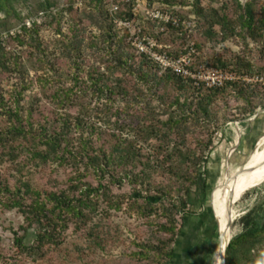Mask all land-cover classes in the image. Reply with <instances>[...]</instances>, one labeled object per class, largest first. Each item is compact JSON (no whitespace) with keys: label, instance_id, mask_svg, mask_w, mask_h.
<instances>
[{"label":"trees","instance_id":"obj_1","mask_svg":"<svg viewBox=\"0 0 264 264\" xmlns=\"http://www.w3.org/2000/svg\"><path fill=\"white\" fill-rule=\"evenodd\" d=\"M24 1L0 0V74H14L19 83L14 96L10 97L11 104L15 101L13 105L6 107L0 94V115L5 116L7 123H0V142L9 141L13 145L20 140L18 145H13L15 148L11 147L14 149L11 156L22 150L27 161L38 160L43 164L55 161L68 164L78 172L83 168V173L73 176L64 188L43 192L32 188L27 181L12 190L8 183L3 186L5 200L2 204L8 209H17L26 222L21 235L14 233L18 253L42 257L46 247L49 249L51 245L62 243L63 233L71 225L75 229L86 228L90 214L98 206V200L94 199L99 196L109 208L119 210L126 199H130L128 210L133 208L145 217L157 216L153 218L157 235L153 242L140 245L143 249L139 254H150V264H170L182 232V221L185 216L193 215V207L199 200L198 191L195 193L192 187L199 184L200 175L205 172L207 154L213 147L212 135L207 134L205 139L202 135L196 137L198 129L208 127L217 119L219 100L224 107L238 100L244 103L242 119L252 116L258 107L264 108V86L229 82L221 87H206L170 70H162L148 56L137 52L128 39V28L118 23L137 22L140 33L161 44L169 56H178L194 47L195 65L251 72L252 65L242 57H236L234 63L223 61L221 57L211 58V62L202 59L205 52L196 37L199 18L208 24L206 32L210 37L214 35L212 28L216 25L221 33H237V20L232 22L214 8L206 10L200 0H195L194 17L173 9L172 5L176 3L173 0H163L170 5L159 8L182 21L191 22L189 30L149 19L139 23L140 14L135 13L137 0H114L111 7L110 0H74L62 7L53 0H38L30 7V18L22 15L21 9L26 6ZM155 1L147 0L146 7H153ZM241 9L239 23L242 29L248 37L264 46V8L256 15L253 3L249 1ZM64 13H69L70 19L63 21ZM39 16L45 18L41 23L37 22ZM83 18L99 28L100 34L93 38L85 35L87 27L82 23ZM44 26H51L57 34L54 52L45 47L41 39L40 29ZM86 38L88 42H85ZM28 47L33 50L29 54H37L41 62L45 63L48 57L47 48L52 56L53 64L47 75L37 79L42 84L41 94L51 99L47 108H41L37 93L34 99L31 95L33 80H29L28 66L21 57V49ZM84 47L96 48L99 56L104 55L102 61L106 66L103 71L100 66L93 68L92 65L83 70L78 59H83ZM59 59L73 66L70 87L63 84L65 75L56 72ZM84 74L87 81L81 80ZM129 84L133 86L129 87ZM85 92L98 100L97 118L104 112L109 113L102 126L84 125L78 113L72 112L73 96ZM146 98L156 101L158 107L149 103L141 107L140 103ZM118 100L123 104L115 109ZM130 106L134 108L129 121H123L124 112ZM159 107H163L167 115L164 120L158 117ZM113 116L114 121L111 120ZM109 122L119 130L111 128ZM96 138L101 139L100 146L96 145ZM149 138H155L159 143L146 152L139 142ZM108 140L111 143L105 149L102 144ZM115 187H129L131 192L114 194L112 189ZM204 197L203 194V204L206 202ZM241 224L242 231L231 238L226 248L225 264H264V260L257 263L255 258L256 249L264 244V214L252 208L242 216ZM31 228H34V236L27 242L26 234Z\"/></svg>","mask_w":264,"mask_h":264},{"label":"rangeland","instance_id":"obj_2","mask_svg":"<svg viewBox=\"0 0 264 264\" xmlns=\"http://www.w3.org/2000/svg\"><path fill=\"white\" fill-rule=\"evenodd\" d=\"M36 1L38 0L24 1L23 4L26 6L21 9L23 16L28 15L29 18L32 17V9L30 7H33ZM53 1L62 7L67 2L72 3L74 0ZM118 1L122 2L125 0ZM173 1H176V3L172 5L173 9L179 11L180 14L184 16H196V14L192 12L195 9V0ZM249 1L253 3L256 15H258L261 8H264V0H200V5L205 7L206 10L214 8L220 12L222 11L232 22L233 20H237L238 25L235 28L237 33L229 34L227 31L221 33L219 26L216 25L212 28L214 35L210 37L206 32L208 24L204 23L203 19L200 18L198 20L199 25L196 24L197 31L195 32L196 37L201 41V48L203 52H205L202 59L211 62L213 58L221 57L223 61L234 63L233 61H235L236 57H242L245 58L246 61H249L252 65V71L248 72L245 69H238L236 72L237 75L240 76L245 74L264 73L263 43L248 37L239 23V14H242L241 7ZM138 2L139 11L142 13L147 0H139ZM113 3H115V1L110 0L109 7H111ZM165 5L170 4L163 0H156L153 4V6L159 7ZM68 19H70V14L64 13L63 21ZM43 20H45L44 16L37 17L38 23H41ZM141 20L147 19L144 16H139V23ZM82 23L87 27L85 35L93 38L94 35L100 34V29L90 24L84 18ZM194 28L196 29V27ZM40 36L45 47L53 51V47L56 46V39H58L54 29L51 26H44L40 29ZM88 41L89 40L86 38L85 42ZM98 44L100 45L99 42ZM85 45L86 44H84V46ZM48 48L46 53L48 57L45 63L41 62L36 57L37 54H29L33 51L32 47L21 49V57L23 61L26 62V66H28V78L29 80H33V84L30 86L32 98L34 99V95H36V93L38 94L41 108L49 107L51 101L50 98L41 94L42 84L40 80H37L38 77H45L47 75L46 72L49 71V66L53 64L51 61L52 56ZM99 54L96 48L84 47L83 59H78L83 70H87L88 65H92L93 68L100 66V70L103 71L102 68L105 69L106 66L105 62L102 61L104 55L99 56ZM30 55L31 57H28ZM59 61L56 72L65 75L63 84L66 87H70L72 74L74 73L73 66H68V64L62 62L61 59H59ZM67 73L69 76H66ZM111 79L113 80L112 77ZM81 80L87 81L85 74L81 76ZM237 84L264 86V83L255 81L247 83L246 81L237 80ZM18 85V79L15 78L14 74H0V94L4 98L3 102L6 107L11 104L10 97L14 96V92L17 90ZM84 85L86 84L84 83ZM132 86V84H129V87ZM29 93L26 92V94ZM86 93L87 92L77 93L73 96L74 103L72 104V112L75 111L78 113L84 125L91 123L95 126H102V124H104L103 120L105 121V119L108 118L109 113L104 112V114L101 115L102 118H97L95 115V107L98 100L94 97L92 98L90 93L89 95ZM118 101L119 102L115 103V109H119V106L123 104L120 100ZM14 102L15 101H13L11 105H13ZM22 103L23 101H21V104ZM146 103H149L152 107H158L157 102L149 98L141 102L140 106L142 107ZM242 104L244 103L237 100L231 102L229 107H224V103L219 100L216 104V107H219L217 119L209 123L208 127L198 129L196 133V137H201L202 135L203 139L206 138L207 134H211L213 137V147L207 154L208 158L205 164V172L201 173V177L199 176V184L196 188L194 186L192 187L195 193L198 191L197 196L199 200L196 202V206L193 207L195 209L193 215L185 216L182 221V232L175 244V254L170 264L213 263L219 252V235L214 222H210L214 230L213 232L211 231L207 237L208 242H210L208 243L209 246H207L206 250L202 253H200L201 248L199 247L197 239L204 236L206 223L209 222L208 215L211 214L214 201L221 192L226 180L232 185L240 182L244 179L245 175L251 171L256 158L264 155V108L258 107L257 111L252 116H247L246 119H242ZM85 108H88V110H85ZM133 108L130 106L129 109L124 112L123 121H129V115L131 111H133ZM163 110V107H159L157 110L158 117L161 120L167 118ZM0 113H2V107H0ZM225 118L226 121L224 120ZM111 120L114 121L115 117L113 116ZM0 121L1 124H7L4 115H0ZM109 125L115 131L119 130L117 126L111 125L110 122ZM215 131H217L216 135ZM122 133L125 136L127 135L126 131H122ZM100 141L101 139H97L96 145L100 146ZM19 142L20 140L12 143L13 145H18ZM110 143V140H108L102 145H104L106 149ZM158 143L159 141L157 139L149 138L139 142V145L144 151L149 152L154 146H157ZM172 143L173 142H171V144ZM13 145H11L9 141L4 143L0 142V190H2L0 192V264L151 263L150 254H139L143 249L140 245L153 242V239L156 237L157 233L153 218L157 216L152 215L145 217L138 214L133 208L128 210V204L131 203L130 199H126L122 208L119 210L109 208L107 203L99 196L97 199H94L98 200V206L96 211L90 214L91 220L87 223L86 228L82 227L75 229V226L71 225L63 233L62 243L57 246L51 245L49 249L46 247L42 257L18 253L14 240V233L16 231L17 235H21L23 228L26 227V222L17 209H8L2 204V201L5 200V190H3V186L8 183V186L12 190L20 183L27 181L31 184L32 188L41 192L45 189L64 188L71 183L73 176L76 177L80 173H83V168H80L78 172L68 164H60L55 161L46 164L38 160L35 162L30 160L27 161L25 159L26 153L22 150H17L14 154L15 156H11L10 154L14 150L12 148H15ZM158 172L161 173L160 170ZM156 177L160 178L159 175ZM112 191L114 194H122V192L127 194L131 192V189L129 187H124L123 189H117L115 187ZM203 194L206 197V202H204V204L201 201ZM252 208L264 214V175L247 191L237 196L235 199L234 210L237 216L232 222L230 232L231 238L242 231L241 218ZM148 222H150L151 225ZM33 229L34 228H31L29 233L26 234L27 242H30L34 236ZM255 258L257 263L264 260V244L256 249Z\"/></svg>","mask_w":264,"mask_h":264},{"label":"built area","instance_id":"obj_3","mask_svg":"<svg viewBox=\"0 0 264 264\" xmlns=\"http://www.w3.org/2000/svg\"><path fill=\"white\" fill-rule=\"evenodd\" d=\"M135 5V13L144 16L146 19L153 20L159 24H172L175 26H182L184 29H190L192 23L185 20H180L170 12H163L159 6L147 8L144 7L142 13L139 11L138 2ZM119 25L128 28L129 41L131 45L137 50L138 53H143L148 56L152 61L157 63L162 70H170L177 75L189 78L196 84H202L206 87H221L229 82H237V80L249 82H262L264 83V73L261 74H245L237 75L236 71L221 70L205 66L202 64H194L193 57L196 53L194 47L178 56H169L163 51V46L157 43L151 37L141 34L138 30V23L132 22H119Z\"/></svg>","mask_w":264,"mask_h":264},{"label":"bare ground","instance_id":"obj_4","mask_svg":"<svg viewBox=\"0 0 264 264\" xmlns=\"http://www.w3.org/2000/svg\"><path fill=\"white\" fill-rule=\"evenodd\" d=\"M250 160V159H249ZM263 173V174H262ZM264 175V155L256 158L251 171L245 175L244 179L232 185L228 180L225 181L221 192L217 195L213 209L217 223L218 235L222 234V240L219 242V252L217 258L212 264H220L227 241L230 238L232 222L237 216L234 210V201L237 196L247 191L257 180ZM232 194V198H231ZM215 205V208H214Z\"/></svg>","mask_w":264,"mask_h":264},{"label":"crops","instance_id":"obj_5","mask_svg":"<svg viewBox=\"0 0 264 264\" xmlns=\"http://www.w3.org/2000/svg\"><path fill=\"white\" fill-rule=\"evenodd\" d=\"M215 213L213 212V208H212V211H211V214L208 215V219H209V222L206 223V229L204 230V236L200 239H197L198 240V244H199V247L201 248V252H204V250H206L208 243V240H207V237H208V234L211 233V231L213 232V225H211L210 222H214V225L216 227V230H217V223H216V220H215V217H214ZM218 232V230H217ZM200 240V241H199Z\"/></svg>","mask_w":264,"mask_h":264},{"label":"water","instance_id":"obj_6","mask_svg":"<svg viewBox=\"0 0 264 264\" xmlns=\"http://www.w3.org/2000/svg\"><path fill=\"white\" fill-rule=\"evenodd\" d=\"M231 198H232V194H231ZM218 239H219V242H221V240H222V234H221V233L219 234ZM230 240H231V237H230L229 240L227 241L226 247H225V249H224V253H223L222 257H221V262H220V264H225L226 248H227V246H228Z\"/></svg>","mask_w":264,"mask_h":264}]
</instances>
